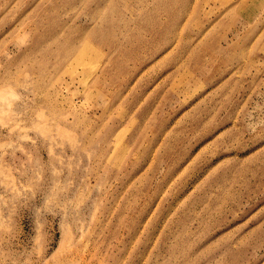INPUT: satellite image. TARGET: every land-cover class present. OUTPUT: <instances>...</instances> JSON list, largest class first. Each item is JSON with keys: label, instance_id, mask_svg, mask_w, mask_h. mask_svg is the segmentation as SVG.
I'll list each match as a JSON object with an SVG mask.
<instances>
[{"label": "rangeland", "instance_id": "1", "mask_svg": "<svg viewBox=\"0 0 264 264\" xmlns=\"http://www.w3.org/2000/svg\"><path fill=\"white\" fill-rule=\"evenodd\" d=\"M0 264H264V0H0Z\"/></svg>", "mask_w": 264, "mask_h": 264}]
</instances>
